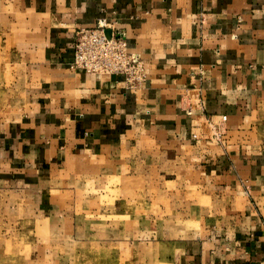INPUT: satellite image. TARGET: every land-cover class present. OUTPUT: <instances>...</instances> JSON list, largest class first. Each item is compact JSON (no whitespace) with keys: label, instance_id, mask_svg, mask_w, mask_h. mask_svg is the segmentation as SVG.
<instances>
[{"label":"crops","instance_id":"crops-1","mask_svg":"<svg viewBox=\"0 0 264 264\" xmlns=\"http://www.w3.org/2000/svg\"><path fill=\"white\" fill-rule=\"evenodd\" d=\"M100 23L142 59L137 89L71 67L77 30ZM0 34L38 52L28 99L0 123V179L159 146L211 181L194 185L211 230L172 264H264V0H0Z\"/></svg>","mask_w":264,"mask_h":264},{"label":"rangeland","instance_id":"rangeland-1","mask_svg":"<svg viewBox=\"0 0 264 264\" xmlns=\"http://www.w3.org/2000/svg\"><path fill=\"white\" fill-rule=\"evenodd\" d=\"M24 43L0 34V123L19 113L38 72ZM227 135L214 124L213 138ZM124 156L61 161L29 186L1 178L0 264H172L190 235L211 230L208 199L194 192L211 181L196 161L147 145Z\"/></svg>","mask_w":264,"mask_h":264},{"label":"built area","instance_id":"built-area-1","mask_svg":"<svg viewBox=\"0 0 264 264\" xmlns=\"http://www.w3.org/2000/svg\"><path fill=\"white\" fill-rule=\"evenodd\" d=\"M104 23L76 32L74 62L71 67L99 76L122 75L130 89H137L146 78L142 59L129 51L124 32L110 29Z\"/></svg>","mask_w":264,"mask_h":264},{"label":"water","instance_id":"water-1","mask_svg":"<svg viewBox=\"0 0 264 264\" xmlns=\"http://www.w3.org/2000/svg\"><path fill=\"white\" fill-rule=\"evenodd\" d=\"M107 34L110 36L111 35V31L109 30V31H107Z\"/></svg>","mask_w":264,"mask_h":264}]
</instances>
